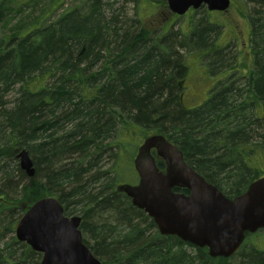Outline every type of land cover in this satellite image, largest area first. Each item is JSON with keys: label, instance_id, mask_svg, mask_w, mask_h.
Listing matches in <instances>:
<instances>
[{"label": "trees", "instance_id": "16d2710c", "mask_svg": "<svg viewBox=\"0 0 264 264\" xmlns=\"http://www.w3.org/2000/svg\"><path fill=\"white\" fill-rule=\"evenodd\" d=\"M37 1L0 0V27ZM89 1L86 13L67 9L54 21L46 18L0 36V264H41L40 253L8 235L45 197L58 198L67 216L79 208L84 241L103 264H227L229 259L210 257L207 248L162 236L149 216L114 191L118 171L102 173L97 160L106 151L117 157L130 132L135 143L163 134L229 198L263 177L264 0H255L250 17L246 74L234 64L230 70L239 83L217 87L193 109L183 105L182 81L189 69L180 53L185 30L172 29L180 17L170 14L166 0L136 1L148 16L152 9L173 16L153 30L144 22L146 13L136 12L135 19L128 12L108 16L103 0ZM63 3L58 0L50 16ZM212 15L223 14L209 13L208 20ZM222 27L208 22L193 33V51L213 58V72L229 65L222 47L210 40ZM23 149L34 162L32 177L19 165ZM157 164L164 170L160 159ZM261 236L264 231L246 235L236 254L239 264H264V250L255 244Z\"/></svg>", "mask_w": 264, "mask_h": 264}, {"label": "water", "instance_id": "95a60500", "mask_svg": "<svg viewBox=\"0 0 264 264\" xmlns=\"http://www.w3.org/2000/svg\"><path fill=\"white\" fill-rule=\"evenodd\" d=\"M172 13L183 16L205 6L211 12H226L231 0H167ZM164 161L165 170L157 166ZM22 171L34 176V162L27 149L17 155ZM137 185H120L134 207L155 222L162 236H175L197 248H208L212 258H231L241 248L247 233L264 229V177L245 193L227 198L215 185L197 173L181 150L163 135L148 137L134 160ZM175 188L189 194L175 192ZM80 216H65L61 202L47 197L34 203L16 228L19 242L42 254L41 264H102L85 244Z\"/></svg>", "mask_w": 264, "mask_h": 264}, {"label": "rangeland", "instance_id": "374dc122", "mask_svg": "<svg viewBox=\"0 0 264 264\" xmlns=\"http://www.w3.org/2000/svg\"><path fill=\"white\" fill-rule=\"evenodd\" d=\"M58 0H38L33 6L23 7L16 13H12L8 19L5 20L4 24L0 27V36L6 34H12L19 31L23 26H30L31 24L38 22L39 20H44L47 18V22L54 21L59 14L67 9H77L82 13H86L90 8L89 0H64L63 6L59 9L58 13L50 16L54 12L55 4ZM137 0H103L105 4L106 14L108 16L112 14H117L118 16H123L125 12H128V16L131 18H136L137 13L141 12L145 16L147 10L144 8L145 5L142 4L137 8ZM156 2L159 0H155ZM167 2V0H166ZM255 0H232L231 9L223 15H212L208 20L209 12L206 9H201L197 12L190 13L189 16L180 17L176 20V23L172 26V29L177 32L180 28L185 30V48L180 49V53L185 57L188 66V74L182 81V86L184 87L183 92V105L187 109H193L204 104L211 93L216 91L217 87H222L229 85L232 81H238L239 77L231 71L230 67L234 64L241 65L238 71L241 75H245L247 68L251 66L250 58V17L255 13ZM137 8V9H136ZM49 10L48 13H46ZM151 15L143 18L148 30H153L156 27L162 26L165 22H172V15L165 11H160L157 13L155 9ZM46 13V14H45ZM50 16V17H49ZM216 22L223 26L218 32V37L212 35L211 41L215 38V42L222 47V54L224 61L229 63L227 68H220L219 70L212 71L210 66L213 58H202L199 53H195L193 50L194 44H196L194 32H196L201 25H206V23ZM183 37L177 36V39L182 40ZM210 41V42H211ZM210 43L208 44V46ZM179 46V45H178ZM246 68V69H245ZM225 69H227L226 73ZM216 75V76H215ZM236 84V85H237ZM17 92H12L9 97V106H12ZM134 131V128L132 129ZM131 132L128 133L122 142H128L127 148L122 149L117 157H113L112 153L106 151L97 160V169L99 171L107 172L111 167H114L117 172L116 186L126 184L135 185L138 180L136 172L134 170L133 160L137 154L138 147L143 143H135L137 138L133 135L130 137ZM135 141H134V140ZM16 170V169H15ZM111 174V173H110ZM16 175L18 173L16 172ZM108 178V175H107ZM100 184L97 185V187ZM116 186L115 190L116 191ZM114 189V188H113ZM75 216H82V212L79 208L75 210ZM72 215V216H74ZM16 225L14 226V228ZM16 229V228H15ZM15 233H11L8 236H13ZM89 240V239H88ZM91 244L92 241L89 240ZM255 244L264 250V236L259 237L255 240ZM239 255H236L229 259L227 264H239Z\"/></svg>", "mask_w": 264, "mask_h": 264}, {"label": "bare ground", "instance_id": "6f19581e", "mask_svg": "<svg viewBox=\"0 0 264 264\" xmlns=\"http://www.w3.org/2000/svg\"><path fill=\"white\" fill-rule=\"evenodd\" d=\"M211 57H214V55L212 54Z\"/></svg>", "mask_w": 264, "mask_h": 264}]
</instances>
